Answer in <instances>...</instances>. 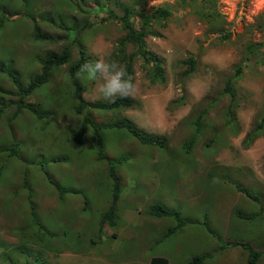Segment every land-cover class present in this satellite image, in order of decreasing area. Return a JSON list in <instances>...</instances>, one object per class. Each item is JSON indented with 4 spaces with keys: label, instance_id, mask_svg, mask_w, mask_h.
Returning <instances> with one entry per match:
<instances>
[{
    "label": "rangeland",
    "instance_id": "rangeland-1",
    "mask_svg": "<svg viewBox=\"0 0 264 264\" xmlns=\"http://www.w3.org/2000/svg\"><path fill=\"white\" fill-rule=\"evenodd\" d=\"M115 1L0 0L7 10L4 14L0 8V56L11 53L21 82L40 71L44 52L63 47L70 52L68 62L52 68L49 80L24 99L49 113L45 119L24 109L10 128L16 90L0 74V97L8 104L0 109V145L15 141L19 147L17 158L0 151V264H150L153 257L185 264L198 254L209 255L203 264H249L247 250L234 240L250 243L258 251L254 264H264V213L234 186L260 193L264 206V129L247 148L241 142L264 117V64L245 61L244 48L256 45L264 51V0H146L144 10L168 11L165 18H153L151 28L158 34L145 37L160 60L162 79L152 82L151 64L135 56L132 105L91 113L96 123L127 118L163 138L164 147L142 145L122 128L109 129L103 132L105 157L98 160L91 129L80 143L72 138L81 114L73 109L67 66L77 60L78 48L86 62L103 58L124 65L117 46L124 32L107 11L118 15L119 4L131 0ZM40 15L48 23L39 21ZM36 20L50 39H33ZM132 21L136 28L138 19ZM73 23L80 28L76 35L65 30ZM132 51L127 44L125 54ZM189 57L195 60L192 69L182 63ZM236 65L242 67L239 78L233 75ZM231 76L235 122L226 115L230 97L225 84ZM78 79L86 102L105 100L97 91L99 81L86 74ZM200 111L204 129L191 151L183 153ZM214 133L217 139L211 142ZM122 155L127 159L117 163ZM106 159L116 162L119 192L115 225L105 223L99 231L112 193ZM155 203L177 209L185 223L166 236L174 220L149 216ZM238 210L255 216L239 218Z\"/></svg>",
    "mask_w": 264,
    "mask_h": 264
},
{
    "label": "trees",
    "instance_id": "trees-1",
    "mask_svg": "<svg viewBox=\"0 0 264 264\" xmlns=\"http://www.w3.org/2000/svg\"><path fill=\"white\" fill-rule=\"evenodd\" d=\"M116 2L115 0H113ZM146 2V0H131V3H123L119 4L120 13L117 15L113 13V11L108 10L107 15L111 16V18H114L120 23L121 29L123 30L124 34L123 37L120 38L118 41V58L122 62H124V66H126L127 71L129 74H131V61L134 59V57H139L143 63H150L151 64V71L150 74V80L153 82L155 80H161L162 79V69L160 67V60L156 54H154L152 51H150L145 43V37L147 36H156L158 33L151 28V24L153 21V18L159 17V18H165L168 15V11L164 8L158 7L155 8L153 11L149 12L148 10H144L143 5ZM3 9L4 14L6 13V9L0 7ZM101 8H104L101 6ZM99 12V10H97ZM8 16V15H7ZM11 16V15H9ZM5 17V16H4ZM137 18L139 23L138 26L135 28L133 26V19ZM46 16H39V21L41 22H47ZM52 22V21H50ZM48 23V22H47ZM57 25V24H56ZM59 27H63L62 25H57ZM70 34L72 33H78V30L80 28H77L76 24H71L69 27H65ZM221 30V29H219ZM75 34V35H76ZM224 38L229 37V33L225 32L222 34ZM33 39L40 41V40H46L50 39V36L40 30V27L38 25V21L33 22ZM127 44H130L133 47V51L129 54H125V46ZM245 61L249 60L250 58L257 60V62L264 64V51L256 50V45H246L245 47ZM69 50L67 47H63L58 52L48 50L44 52V54L39 58V72H36L34 74H30L28 76V79L26 82H21L19 73L14 69L13 67V61L10 58L11 53H4L2 56H0V74L2 76H6L8 79H10V82L15 88V94L17 99L14 101V112L11 117L7 121L8 126L12 127V121L14 118H16L19 113H21L24 109L27 110L29 113L35 116L37 119H45L50 116L49 113H42L32 104H28L24 101L25 97L28 95H31L37 88L44 85L50 77V71L52 68L64 65L69 60ZM12 57V56H11ZM6 62H9L10 65L6 64ZM86 62V55L84 54L83 49L78 48V58L74 61L71 65L67 66V72L70 80V84L72 87L71 96L75 101L74 106V112L75 114H81L80 121L78 125L76 126V129L74 133L72 134V138L75 142L80 143L81 138L85 135L87 129H91L92 132V139L95 143V149H96V158L98 160L103 159L105 156L103 154V148L105 145V136L103 132L108 131L109 129L113 131H119V129H123L126 132L130 134L132 138H134L138 143L142 145H153L158 148L164 147V139L154 136L152 134L146 133L142 131L141 129L135 127V125L129 121L127 118H121L112 120L111 123H96L94 121V118L92 116L91 111L93 109L101 110V111H117L118 109L122 107H128L132 105V98H117L114 103L109 102L107 100H94L92 102H86L83 97L82 93L85 91V87L83 84L80 83L76 73L78 69L81 67L82 64ZM182 63L188 65L190 69L194 67L195 60L192 57H189L187 59H184ZM153 69V72H152ZM242 70V67L240 65H236L233 69V75L236 78H239L241 76L240 72ZM153 73V74H152ZM233 77L231 76L226 84H225V90L227 91L230 100L228 102V109L226 112V115L228 117V121L233 120L235 122V116L231 115L234 107L233 98L235 97V92L232 88V82ZM215 99H213L214 101ZM10 103V102H9ZM0 109L2 110L3 107L7 106L8 104H5L2 102V98L0 97ZM208 107L213 106L212 102L207 105ZM232 111V113L230 112ZM204 111H200L195 118L193 119V125L194 130L190 135V139L188 141H185L181 148L182 152L189 153L191 151V148L193 146V142L195 138L200 135L201 130L204 129ZM206 127V126H205ZM264 129V117L260 116L259 120L254 124V126L247 132L242 138V145L244 148H247L255 138H257L262 130ZM10 134V131H9ZM13 134V133H11ZM217 139L216 133H214L210 139L212 142ZM0 151L5 150L9 156L19 157V147L18 143L15 141H11L10 144L5 147L0 145ZM127 155H122L119 158L116 159V162L119 163L123 160L127 159ZM62 158L60 157H54L53 161H58ZM106 162L108 163V172L109 176L112 178V193H111V201L109 203L108 209L101 215L100 221L98 223V230H102L103 224H108L109 226L115 225L116 217H115V211H116V200L118 197L119 192V185H118V176L115 173V161L111 159H106ZM235 188L243 193L248 199L254 202L256 204V208L258 212L264 213V206H262V197L260 193L252 192L251 190L247 189L244 186H241L239 183H234ZM60 191V193H63L65 189L59 188L57 189ZM30 212H31V218L33 221V224L35 226H38V220L37 216L33 212L32 206H30ZM147 214L149 216L153 217H170L174 220V224L171 225L167 229L166 236L170 233L174 232L177 228H180L184 223L185 220L181 217L180 213L177 211V209L174 208H166L161 204H152L147 211ZM259 214V215H260ZM236 215L239 218H243L246 220H252L255 216V214H244L240 210L236 211ZM40 229V227H39ZM228 242L227 244H229ZM232 244V243H231ZM234 245H239L243 249L247 250L248 252V262L249 264H254L256 256L258 255V251L253 248L250 243L245 241H237L234 240ZM220 247H222L220 245ZM208 254H198L191 256L185 264H203L204 260L208 258ZM150 264H166V259L163 257H153L150 260Z\"/></svg>",
    "mask_w": 264,
    "mask_h": 264
},
{
    "label": "clouds",
    "instance_id": "clouds-1",
    "mask_svg": "<svg viewBox=\"0 0 264 264\" xmlns=\"http://www.w3.org/2000/svg\"><path fill=\"white\" fill-rule=\"evenodd\" d=\"M81 74H86L90 80L99 81L97 91L109 102L114 103L117 98L136 94L137 85L133 76L128 73L126 66L117 61L100 58L95 62H85L76 73L77 77Z\"/></svg>",
    "mask_w": 264,
    "mask_h": 264
}]
</instances>
